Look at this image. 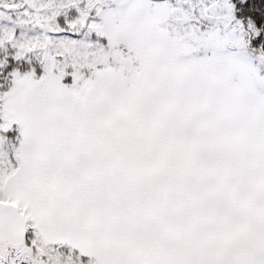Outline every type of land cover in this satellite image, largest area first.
<instances>
[{"label":"snow or ice","instance_id":"snow-or-ice-1","mask_svg":"<svg viewBox=\"0 0 264 264\" xmlns=\"http://www.w3.org/2000/svg\"><path fill=\"white\" fill-rule=\"evenodd\" d=\"M0 264H264V0H0Z\"/></svg>","mask_w":264,"mask_h":264}]
</instances>
